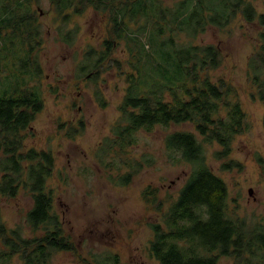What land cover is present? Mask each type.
Returning <instances> with one entry per match:
<instances>
[{"label":"trees","instance_id":"obj_1","mask_svg":"<svg viewBox=\"0 0 264 264\" xmlns=\"http://www.w3.org/2000/svg\"><path fill=\"white\" fill-rule=\"evenodd\" d=\"M61 26V41L71 45L77 29L67 27L71 13L88 7L107 13L112 38H104L99 49L90 46L78 63L76 77L97 78L106 69L117 40H125L133 72L126 74L127 86L118 105L120 118L104 138V151H122L134 142V134L156 125L168 127L189 123L193 131L173 130L163 145L174 157L189 166L176 197L163 213L161 222L150 224L153 237L149 253L159 264H216L219 256L233 257L235 264H264V217L247 225L244 219L226 215L227 187L209 166L203 144L216 143L215 159L229 155L233 135L242 132L245 115L233 100L229 86L208 73L220 65V50L213 43H193L176 37L185 32L195 37L208 26H227L240 13L247 20L256 11L247 0H50ZM37 0H0V199L13 198L21 189L30 194L32 205L25 215L30 234L20 226L8 228L0 214V264H50L54 254L75 249L65 232L46 180L52 175L54 158L49 150L24 147V132L43 108L34 85L38 73L35 47L42 29L33 4ZM70 10V11H68ZM130 34L127 19L136 22ZM264 26V16H258ZM139 37L150 35L153 38ZM166 34H168L166 36ZM157 45L158 49L148 45ZM133 47V48H132ZM148 50V51H147ZM157 55L155 57L154 55ZM114 62H119L115 60ZM256 96L264 103V30L260 43L248 59ZM101 68V69H100ZM95 98L104 106L99 91ZM264 124V117H263ZM68 134L74 135L70 129ZM128 170L116 181L128 184L152 159L124 160ZM232 162L221 164L230 169ZM145 194L149 195L150 193ZM155 197V195H154ZM160 208V203L156 205ZM202 250L204 254L197 253ZM95 264H120L117 254H106Z\"/></svg>","mask_w":264,"mask_h":264},{"label":"rangeland","instance_id":"obj_2","mask_svg":"<svg viewBox=\"0 0 264 264\" xmlns=\"http://www.w3.org/2000/svg\"><path fill=\"white\" fill-rule=\"evenodd\" d=\"M37 1L33 8L41 24L42 38L33 53L39 70L29 85L39 90L43 108L24 132V147L51 151L54 168L46 180L47 189L53 197V208L75 246L72 251L54 254L50 264H95L106 254H117L120 264H159L149 253L153 237L150 224L161 222L189 173V166L166 150L163 137L169 131L194 132V128L184 123L156 125L150 131L140 129L134 134L132 145L122 151L115 148L112 152H102L104 138L110 136L111 126L120 118L118 105L127 86L126 74L134 71L130 55L135 50L130 52L131 44L117 40L103 67L111 63L97 78H93L94 72L76 77L85 51L90 46L99 49L104 38H112L107 13L91 7L81 14L71 13L67 27L77 32L73 44L67 45L57 32L61 21L51 1ZM175 1L162 0L166 5ZM247 1L256 11L252 21L238 13L227 26L210 25L195 37L185 32L175 33L179 34L176 40L213 43L220 50L219 67L208 73L213 80L229 86L245 120L242 132L233 135L228 156L215 159L213 152L220 147L216 143L202 144L209 166L226 184L227 217L244 219L250 226L264 217V103L256 96L248 67V59L258 47L264 30L258 17L264 16V0ZM142 22V17L138 22L127 19L130 34ZM138 38L146 42V38L153 37ZM149 45L159 48L151 42ZM96 91L104 106L97 102ZM68 129L74 135L68 134ZM141 158L152 159V163L128 184H118L116 176L128 170L124 160ZM228 161L232 162L231 168L222 169L221 164ZM158 203L160 208L156 207ZM31 205L30 194L24 189L13 198L2 197L0 214L8 228L17 225L30 234L25 215ZM198 249L197 253L204 254ZM11 263L21 264V261L14 256ZM216 264H235V261L231 256H219Z\"/></svg>","mask_w":264,"mask_h":264},{"label":"water","instance_id":"obj_3","mask_svg":"<svg viewBox=\"0 0 264 264\" xmlns=\"http://www.w3.org/2000/svg\"><path fill=\"white\" fill-rule=\"evenodd\" d=\"M249 194L251 193V189L248 190Z\"/></svg>","mask_w":264,"mask_h":264}]
</instances>
